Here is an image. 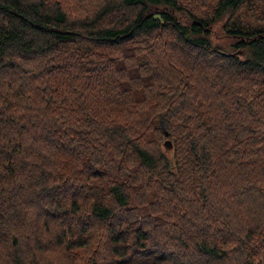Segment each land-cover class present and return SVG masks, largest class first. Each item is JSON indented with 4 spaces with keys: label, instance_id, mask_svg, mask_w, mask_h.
<instances>
[{
    "label": "trees",
    "instance_id": "1",
    "mask_svg": "<svg viewBox=\"0 0 264 264\" xmlns=\"http://www.w3.org/2000/svg\"><path fill=\"white\" fill-rule=\"evenodd\" d=\"M0 264H264V0H0Z\"/></svg>",
    "mask_w": 264,
    "mask_h": 264
},
{
    "label": "rangeland",
    "instance_id": "2",
    "mask_svg": "<svg viewBox=\"0 0 264 264\" xmlns=\"http://www.w3.org/2000/svg\"><path fill=\"white\" fill-rule=\"evenodd\" d=\"M260 14V13H259ZM261 15V14H260ZM239 17V16H238ZM240 18V17H239ZM243 20H242V19ZM241 20L242 21H247V22H249V21H254V18L255 17H253V16H251V15H249V14H244V13H242L241 14ZM218 34V36H215V43H222V42H225L226 41V36H225V34H222V32L220 31V30H217L216 31V35Z\"/></svg>",
    "mask_w": 264,
    "mask_h": 264
},
{
    "label": "water",
    "instance_id": "3",
    "mask_svg": "<svg viewBox=\"0 0 264 264\" xmlns=\"http://www.w3.org/2000/svg\"><path fill=\"white\" fill-rule=\"evenodd\" d=\"M164 131H165V133L167 135H169V132L166 129H164ZM165 145L168 146V147H171L172 146V142L170 140H166L165 141Z\"/></svg>",
    "mask_w": 264,
    "mask_h": 264
}]
</instances>
